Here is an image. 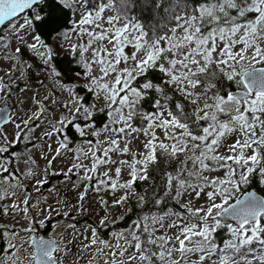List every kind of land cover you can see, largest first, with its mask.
Masks as SVG:
<instances>
[{"label":"snow or ice","instance_id":"snow-or-ice-1","mask_svg":"<svg viewBox=\"0 0 264 264\" xmlns=\"http://www.w3.org/2000/svg\"><path fill=\"white\" fill-rule=\"evenodd\" d=\"M0 105V264H264V0H0Z\"/></svg>","mask_w":264,"mask_h":264},{"label":"rangeland","instance_id":"rangeland-1","mask_svg":"<svg viewBox=\"0 0 264 264\" xmlns=\"http://www.w3.org/2000/svg\"><path fill=\"white\" fill-rule=\"evenodd\" d=\"M0 107H2V105H0ZM41 163H43V161H41ZM59 166H60V165H57V167H59ZM93 195H95V194H93ZM100 195H104V196H105V199H108V200L111 202V199H112L111 194H107V195H105L104 193H101ZM117 195H118V194H117ZM96 211H97V212H100V208L97 207V208H96ZM111 211L113 212L114 215H116V214H118V212H122L123 209H116V208H113V209H111ZM101 214H102V213H101ZM41 234H43V233L41 232ZM48 235L51 236L52 233L50 232Z\"/></svg>","mask_w":264,"mask_h":264},{"label":"trees","instance_id":"trees-1","mask_svg":"<svg viewBox=\"0 0 264 264\" xmlns=\"http://www.w3.org/2000/svg\"><path fill=\"white\" fill-rule=\"evenodd\" d=\"M20 147H23V145H21ZM119 223H120V226H123V222H122V221H120ZM105 231H106V230H105ZM49 233H50V232H49ZM49 233H48V234H49Z\"/></svg>","mask_w":264,"mask_h":264},{"label":"water","instance_id":"water-1","mask_svg":"<svg viewBox=\"0 0 264 264\" xmlns=\"http://www.w3.org/2000/svg\"><path fill=\"white\" fill-rule=\"evenodd\" d=\"M9 111H11V108H9Z\"/></svg>","mask_w":264,"mask_h":264}]
</instances>
